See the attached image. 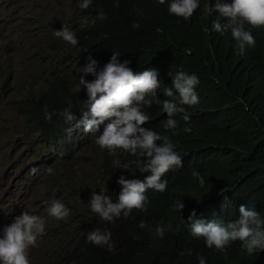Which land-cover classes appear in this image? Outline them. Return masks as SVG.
Wrapping results in <instances>:
<instances>
[{
  "label": "clouds",
  "instance_id": "1",
  "mask_svg": "<svg viewBox=\"0 0 264 264\" xmlns=\"http://www.w3.org/2000/svg\"><path fill=\"white\" fill-rule=\"evenodd\" d=\"M169 2L168 13L184 20L200 7L199 0ZM34 3L13 4V19L20 20ZM91 4L45 3L54 12L45 21V27H52L54 70L43 72L11 99L21 118L16 140L24 146L23 153L33 157L31 175L38 165L45 169L50 190L43 200L50 222L45 226V219L29 214L28 207L7 214L0 209V264H33L40 257L53 261L55 224L60 223L68 239L85 237L98 249L96 260L108 255L107 264H198L187 257L206 248L223 252L236 244L248 255H263L264 217L255 208L232 206L225 183L209 179L194 165L195 146L205 139L194 122L201 115L199 77L184 71L166 77L169 71L153 66L159 59L146 57L132 35L112 39L110 52L99 51L95 43L106 14ZM68 7L74 10L71 18L65 13ZM214 11L219 16L211 22L212 31L230 30L237 55L256 46L252 29L264 27V0H215L207 7L209 16ZM222 18L228 22L222 24ZM121 22L110 17L104 26ZM37 38L42 42L48 36ZM19 102L33 115L25 117ZM90 157L95 177L72 186L77 196L71 202L80 207L78 220L88 223L81 227L70 223L71 210L62 201L48 197L55 192L51 180L60 182L67 169ZM15 193L10 190L8 197ZM197 260L206 264L202 256Z\"/></svg>",
  "mask_w": 264,
  "mask_h": 264
},
{
  "label": "trees",
  "instance_id": "2",
  "mask_svg": "<svg viewBox=\"0 0 264 264\" xmlns=\"http://www.w3.org/2000/svg\"><path fill=\"white\" fill-rule=\"evenodd\" d=\"M170 3L92 0L91 7L106 14L99 24L101 32L95 47L110 52L112 39L132 35L131 41L143 49L146 57L159 59L153 66L169 71L166 77L179 71L199 77L196 92L201 115L194 122L205 139L195 146L194 165L209 179L225 183L232 206L255 208L264 217V27L252 29L256 46L239 56L230 30L218 33L211 29L219 13L214 11L209 16L207 7L215 0H199L200 7L189 20L170 15ZM110 17L120 18L121 24L106 29L104 24ZM227 22L228 18L221 19L222 24ZM186 49L191 54H186ZM18 109L25 117L34 112L22 102ZM51 181L55 192L48 199L62 201L71 210L70 223L86 227L87 222L78 220V203L71 202L77 196L76 189L59 180ZM54 223L52 219L49 228ZM55 228L58 241L53 247L54 260L40 257L33 264H107L108 255L96 260L98 249L85 237L68 239L64 224H55ZM197 255L205 258L206 264H264V254L248 255L237 244L223 252L206 248ZM197 255H189L187 261L199 264Z\"/></svg>",
  "mask_w": 264,
  "mask_h": 264
},
{
  "label": "rangeland",
  "instance_id": "3",
  "mask_svg": "<svg viewBox=\"0 0 264 264\" xmlns=\"http://www.w3.org/2000/svg\"><path fill=\"white\" fill-rule=\"evenodd\" d=\"M23 1L0 0V209L7 214L18 207H28L29 214L41 216L46 221L45 226H48V205L43 199L50 188L43 176L45 169L43 165H38L33 169L36 173L31 175L29 168L33 157L23 153L24 146L16 140L20 135L21 118L13 111L11 99L30 87L43 72L50 74L54 70L53 52L49 49L51 23L45 27L46 19L54 12L45 6L50 0H35L31 10L20 20L13 19L15 13L11 6ZM27 9L26 6L24 10ZM73 11L68 7L65 13L71 18ZM18 22L20 25L16 26ZM45 29L46 32H43ZM37 34L48 36V39L41 42ZM94 169L93 157L80 160L79 167L67 169L60 182L74 187L83 186L95 177ZM12 189L16 193L9 198L7 196ZM77 199V202L82 201ZM54 242L53 237L48 241L49 246H53Z\"/></svg>",
  "mask_w": 264,
  "mask_h": 264
},
{
  "label": "bare ground",
  "instance_id": "4",
  "mask_svg": "<svg viewBox=\"0 0 264 264\" xmlns=\"http://www.w3.org/2000/svg\"><path fill=\"white\" fill-rule=\"evenodd\" d=\"M1 188V187H0ZM1 190V189H0ZM6 190V189H5ZM8 197V196H7ZM10 198V197H9ZM8 199V198H7ZM12 202H13V200H12ZM7 206H9L8 204H7ZM5 208V207H4ZM2 210V209H1ZM5 210V209H4Z\"/></svg>",
  "mask_w": 264,
  "mask_h": 264
}]
</instances>
